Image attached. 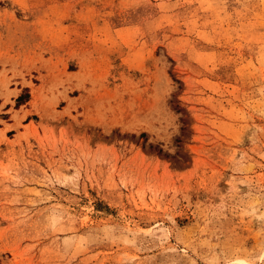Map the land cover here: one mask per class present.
<instances>
[{"label": "rangeland", "instance_id": "rangeland-1", "mask_svg": "<svg viewBox=\"0 0 264 264\" xmlns=\"http://www.w3.org/2000/svg\"><path fill=\"white\" fill-rule=\"evenodd\" d=\"M0 264H264V0H0Z\"/></svg>", "mask_w": 264, "mask_h": 264}, {"label": "trees", "instance_id": "trees-1", "mask_svg": "<svg viewBox=\"0 0 264 264\" xmlns=\"http://www.w3.org/2000/svg\"><path fill=\"white\" fill-rule=\"evenodd\" d=\"M142 135H145V134H144V133L140 134V136H142ZM148 147H149V148H154V150H155L157 153H161L162 155L167 156L166 153H164V152L162 151L161 148H157V147H155V146H152L151 144H149Z\"/></svg>", "mask_w": 264, "mask_h": 264}]
</instances>
